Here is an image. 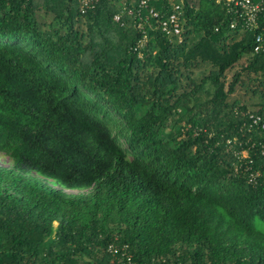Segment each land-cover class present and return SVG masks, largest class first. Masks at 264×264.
Instances as JSON below:
<instances>
[{
    "label": "trees",
    "instance_id": "1",
    "mask_svg": "<svg viewBox=\"0 0 264 264\" xmlns=\"http://www.w3.org/2000/svg\"><path fill=\"white\" fill-rule=\"evenodd\" d=\"M137 1L0 0V264H108L115 237L141 262L264 264L258 29L155 0L181 32L135 49L113 15Z\"/></svg>",
    "mask_w": 264,
    "mask_h": 264
},
{
    "label": "built area",
    "instance_id": "2",
    "mask_svg": "<svg viewBox=\"0 0 264 264\" xmlns=\"http://www.w3.org/2000/svg\"><path fill=\"white\" fill-rule=\"evenodd\" d=\"M98 1L78 0L80 11L85 12ZM152 1L155 0H138L130 5L124 4L122 9L113 15V20L120 24L124 23L123 14L133 16L134 20L136 19L134 25L141 31V37L137 40L135 49L146 42L147 33L144 26L152 27L153 22L165 34L179 35L181 32L179 19L181 5L175 4L171 12L163 14L151 3ZM224 3L234 15L230 26L235 27L240 23L248 29H258L255 36L254 51H264V0H224ZM246 114L249 120V123L245 126L247 132H250L254 127H257V130L264 129V121L261 115L251 111H247ZM235 140L233 138L227 140V142L232 143ZM259 173V170H256L254 174L259 175ZM106 252L110 257L108 264H156L153 259L149 262L137 261L130 251L129 245L126 242L119 241L117 237L107 244Z\"/></svg>",
    "mask_w": 264,
    "mask_h": 264
},
{
    "label": "rangeland",
    "instance_id": "3",
    "mask_svg": "<svg viewBox=\"0 0 264 264\" xmlns=\"http://www.w3.org/2000/svg\"><path fill=\"white\" fill-rule=\"evenodd\" d=\"M44 17H45V16H44ZM46 17H47V19H48L49 16H46ZM46 17H45V18H46ZM237 67H239V64H238L236 67L230 69V70L227 72V79H230V78H231L234 69L237 68ZM197 73H198V72L195 71V74H194V75H196ZM196 77H197V76H196ZM242 93H243V90H242V89H237L233 95H236L237 97L240 98ZM242 154L245 156V155H246V152L243 151ZM0 165H1V166H10V160H9V158H8L7 156H5V155L0 154ZM57 187H58V186H57ZM256 224H257L258 226H261V227L263 226L262 228H264V222H261V221L257 220Z\"/></svg>",
    "mask_w": 264,
    "mask_h": 264
}]
</instances>
